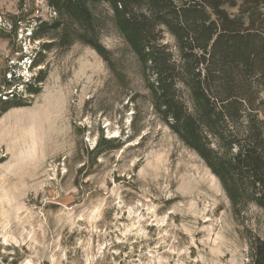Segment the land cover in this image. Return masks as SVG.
<instances>
[{
  "label": "rangeland",
  "instance_id": "374dc122",
  "mask_svg": "<svg viewBox=\"0 0 264 264\" xmlns=\"http://www.w3.org/2000/svg\"><path fill=\"white\" fill-rule=\"evenodd\" d=\"M52 15L46 0H0V264H246L219 180L154 114L112 24L111 65L75 43L28 67L31 27ZM243 217L264 233V213Z\"/></svg>",
  "mask_w": 264,
  "mask_h": 264
},
{
  "label": "trees",
  "instance_id": "16d2710c",
  "mask_svg": "<svg viewBox=\"0 0 264 264\" xmlns=\"http://www.w3.org/2000/svg\"><path fill=\"white\" fill-rule=\"evenodd\" d=\"M29 40V68L75 43L109 65V24L140 64L151 107L219 180L246 242V264H264V233L245 225L264 213V0H46ZM45 78L23 82L28 94ZM15 77L10 80L14 83ZM8 96L0 103H10ZM22 105L14 102L13 106Z\"/></svg>",
  "mask_w": 264,
  "mask_h": 264
},
{
  "label": "bare ground",
  "instance_id": "6f19581e",
  "mask_svg": "<svg viewBox=\"0 0 264 264\" xmlns=\"http://www.w3.org/2000/svg\"><path fill=\"white\" fill-rule=\"evenodd\" d=\"M187 177H188V176H186V179L184 178V181H185V180H188V179L190 178V177H189V178L187 179ZM191 179H192V178H191ZM191 179H190V180H191ZM194 180H195V179H194ZM185 182H186V181H185ZM198 182H199V181H198ZM200 182H201V181H200ZM189 186H191V185H189Z\"/></svg>",
  "mask_w": 264,
  "mask_h": 264
}]
</instances>
